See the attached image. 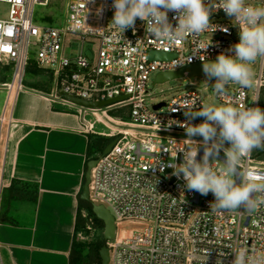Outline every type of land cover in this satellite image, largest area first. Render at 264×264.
Returning a JSON list of instances; mask_svg holds the SVG:
<instances>
[{
  "label": "built area",
  "instance_id": "2783aa9c",
  "mask_svg": "<svg viewBox=\"0 0 264 264\" xmlns=\"http://www.w3.org/2000/svg\"><path fill=\"white\" fill-rule=\"evenodd\" d=\"M49 1L0 0V64L12 69V80L3 87L8 92L24 89L23 75L32 62L53 78L49 98L69 103L60 93L86 101L126 96L102 109H87L104 113L110 109L128 110L129 121L120 122L126 128L117 132L110 150L96 159L87 184L88 202L102 206L113 218L114 235L106 241L108 264H218V261L233 264L234 252L241 248L264 253V209L253 214L243 209L214 212L210 208L214 195L197 192L194 202L195 191H189L183 175L178 178L168 166L176 153L175 163L183 162V152L178 150L192 152L197 147L203 148L200 143L203 138L192 137L199 146L186 140L182 126L188 122L184 110L198 111L204 105L194 81L167 101L147 104L151 74L176 71L215 60L221 52L228 53L239 42L237 22L223 21L228 17L223 9L213 8L212 26L206 32L188 35L169 45L147 33L145 22L139 18L135 30L129 28L121 35L111 23L115 11L113 0H68L62 26L42 24L35 11L37 7H47ZM219 2L208 0L207 6ZM248 2L264 6V0ZM176 15L168 12L173 27L178 23L174 19ZM72 42L80 43L77 53L68 52ZM85 42L92 47L90 59L82 53ZM201 42L209 46L199 52ZM149 51L174 57L168 61H150ZM257 61L254 91L249 94L247 88L227 85L224 96L214 95L219 105L258 106L259 89L264 85V59ZM203 120L197 117L191 123L195 125ZM220 155L224 157L223 151ZM158 160L160 163L156 165ZM238 167L240 172L264 173V163L256 162L252 152ZM122 222H135L142 228L118 233L115 225ZM86 228L89 230V225Z\"/></svg>",
  "mask_w": 264,
  "mask_h": 264
},
{
  "label": "crops",
  "instance_id": "0c3cea01",
  "mask_svg": "<svg viewBox=\"0 0 264 264\" xmlns=\"http://www.w3.org/2000/svg\"><path fill=\"white\" fill-rule=\"evenodd\" d=\"M7 83H0V264L76 262L90 247L79 234L86 165L101 155L88 157L87 148L110 137L94 130L106 128L105 113L33 87L8 92Z\"/></svg>",
  "mask_w": 264,
  "mask_h": 264
},
{
  "label": "clouds",
  "instance_id": "9594fccd",
  "mask_svg": "<svg viewBox=\"0 0 264 264\" xmlns=\"http://www.w3.org/2000/svg\"><path fill=\"white\" fill-rule=\"evenodd\" d=\"M207 5L208 0L207 3L205 0H113L115 11L111 23L124 36L127 29L135 30L139 18L155 40L172 45L188 35L199 36L206 32L212 26L213 8L223 9L237 22L239 42L228 49V53L234 55L221 52L215 61L204 62L202 70L206 81H215L212 86L217 96H224L226 86L230 84L251 88L254 84L252 65L258 59H264V6H254L248 0H220L218 5ZM170 11L177 14L174 16L178 22L175 27L168 18ZM221 30L228 31L227 28ZM208 46L201 42L197 51L206 50ZM184 115L188 117V122L182 125L188 137L186 140L198 145L192 137L201 136L203 156L201 160L196 159L198 147L192 152L178 150L183 152V162L175 163L177 153L170 159L168 166L173 168V175L179 178L182 174L189 191L204 196L211 192L215 199L210 208L214 212L243 209L253 214L264 209V173L240 172L238 167L253 149L264 148V109L206 104L198 111L184 110ZM197 117H203V122L192 124L191 120ZM221 151L223 161L219 159ZM159 163L158 160L156 165ZM160 170L163 172V166ZM234 253L233 264H264V253L248 248Z\"/></svg>",
  "mask_w": 264,
  "mask_h": 264
},
{
  "label": "rangeland",
  "instance_id": "374dc122",
  "mask_svg": "<svg viewBox=\"0 0 264 264\" xmlns=\"http://www.w3.org/2000/svg\"><path fill=\"white\" fill-rule=\"evenodd\" d=\"M68 0H50L47 7H37L35 11V15H39L38 21L42 24L47 25H53L56 27L62 26L64 22V16H65V5ZM251 3V2H249ZM254 4V3H252ZM1 9V6H0ZM41 16V17H40ZM223 21L232 22L233 20L230 17L224 18ZM72 47L69 48L68 52L72 50L73 53H77L80 47V43L72 42ZM91 44L88 42H85L82 46V53L83 55L90 59L91 58ZM69 56H71V53H68ZM34 57V54L31 53L29 55V58L32 59ZM253 68V80L256 79L257 73H258V61L255 62V64L252 65ZM34 70V71H33ZM153 78L154 74H151L148 81V92H150V98L147 101L148 105H152L154 103H158L159 101H167L171 99L172 97L176 96L180 91L186 89L189 87L190 81L187 79H175L171 80L162 84H155L153 85ZM12 80V69L10 66H5L4 64H0V83L2 82H10ZM215 83L214 80L212 81H206V77L202 78H195L194 79V86L198 89L203 101L204 105H216L219 106L218 101L215 98V92L213 90L212 84ZM23 85L24 87H33L34 89H40L41 91H50L54 87V81L51 76V74L47 71L41 70L39 68H36L31 62L29 63L26 71L23 75ZM236 85V84H233ZM228 86H226L227 89ZM248 93L251 94L254 91V87L247 88ZM258 106L261 109H264V85L261 86L259 89V103ZM114 111L117 112H126L124 109H115ZM120 112V113H121ZM109 117H112L109 115V113H105L103 116L104 121L106 122V128H103L101 126L95 127V132L99 130H105L110 135V137L107 138V144L111 142L112 140L116 139L117 132L124 130L126 126H124L120 122H128L129 118L127 116L125 118H117L116 120L111 121L108 119ZM119 119V120H118ZM96 124H100L99 122H96ZM107 129V130H106ZM106 144V145H107ZM105 145V146H106ZM227 145V144H226ZM228 146V145H227ZM257 152H262V156L259 159L253 158L256 162L264 163V148H256L252 150L253 154H256ZM96 156L100 155L98 153L95 154ZM253 157V156H252ZM88 221H91L92 223L89 224ZM89 225L90 229L88 230L86 226ZM142 228L141 224L135 223V222H122L119 225H115V229L117 232H124L128 233L134 230H139ZM81 237V245L82 246H88L93 245L96 242H101L102 245L106 244V242L103 240V227L100 225L94 224L92 217L87 215V219L85 221L84 228L79 232ZM79 238V237H78Z\"/></svg>",
  "mask_w": 264,
  "mask_h": 264
},
{
  "label": "water",
  "instance_id": "95a60500",
  "mask_svg": "<svg viewBox=\"0 0 264 264\" xmlns=\"http://www.w3.org/2000/svg\"><path fill=\"white\" fill-rule=\"evenodd\" d=\"M174 55L163 53V52H157V51H149L148 52V59L150 61H168L172 59ZM215 61V60H212ZM207 62V61H205ZM204 62H199L191 65L184 66L176 71L171 72H164V73H158L154 76L152 84H162L171 80L175 79H187L190 82H193L195 78H202L206 77L203 70ZM60 96L64 98L66 101L71 103L74 106H77L82 109H102L108 105L114 104L122 99H124L126 96H118L111 99L106 100H99V101H86L82 100L80 98L60 93ZM115 143V139L109 142L102 150L101 155L106 154L112 145ZM203 156V148L198 147V155L196 157L197 160H200ZM219 159L221 161L224 160V157L219 154ZM96 159L90 160L86 165V170L84 174V182L82 186V191L79 195V198L83 201H88V195H87V184H88V178H89V171L92 168V166L95 164ZM237 182H239V178H237ZM194 202L197 201V192L195 191V197L193 199ZM91 212L93 216L100 220L103 226V240L106 242L110 240L114 235V222L113 218L109 214V212L103 208L100 205H91ZM98 255L100 258V264H108V249L106 247V244H103L100 249L98 250Z\"/></svg>",
  "mask_w": 264,
  "mask_h": 264
},
{
  "label": "trees",
  "instance_id": "16d2710c",
  "mask_svg": "<svg viewBox=\"0 0 264 264\" xmlns=\"http://www.w3.org/2000/svg\"><path fill=\"white\" fill-rule=\"evenodd\" d=\"M32 63V62H31ZM33 64V63H32ZM34 71V70H33ZM47 92V91H45ZM127 112L128 116V110L127 108H123ZM115 109H110L106 113H109L112 117H119V118H125L126 112L124 113V116L121 115V113L114 111ZM107 139H103L101 137H94V140L91 142V145L89 144V147L87 148V156L91 157L93 153L100 154L107 144ZM253 158L259 159L262 156V152H257L256 154L252 153ZM79 204L83 206V209L86 211L88 216L92 217V220L94 224L102 226V223L100 220L96 219L92 212H91V204L88 201H81L79 200ZM102 246L101 242H96L93 245H90L89 249H87L85 252H82L81 250L77 251L78 259L77 261H72V259L69 261V264H100V259L98 256V249Z\"/></svg>",
  "mask_w": 264,
  "mask_h": 264
}]
</instances>
